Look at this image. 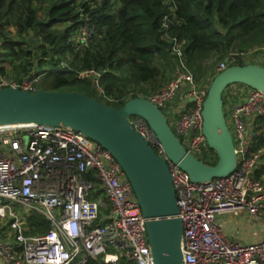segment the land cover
<instances>
[{"label": "built area", "instance_id": "obj_1", "mask_svg": "<svg viewBox=\"0 0 264 264\" xmlns=\"http://www.w3.org/2000/svg\"><path fill=\"white\" fill-rule=\"evenodd\" d=\"M91 33L83 26L81 40L87 41ZM235 55L220 62L216 72L235 61ZM239 55L248 58L250 52ZM78 77L92 78L103 93L98 86L100 73L85 71ZM37 81V76L16 82L0 75V88L32 93ZM207 89L195 83L180 63L166 86L148 99L168 123L173 122L178 140L197 158L210 157L213 151L202 133ZM222 95L236 155L233 172L222 178L190 181L166 158L143 119L131 117L130 122L167 162L182 224L183 263L264 264V240L233 243L216 224L217 216L242 211L255 216L264 208L260 202L264 201V182L261 175L255 176L264 167V143H260L264 139V92L241 84L228 86ZM31 214L43 216L47 232L26 234ZM88 258L110 264L120 260L154 264L145 219L118 162L101 145L69 127H0V264H84Z\"/></svg>", "mask_w": 264, "mask_h": 264}, {"label": "trees", "instance_id": "obj_2", "mask_svg": "<svg viewBox=\"0 0 264 264\" xmlns=\"http://www.w3.org/2000/svg\"><path fill=\"white\" fill-rule=\"evenodd\" d=\"M85 25L92 32L87 41L80 38ZM262 46L264 0H0V57L8 66H0V75L21 82L57 71L47 88L39 87V79L36 90L76 85L80 94L114 109L161 91L180 63L197 84L209 58L217 67L235 53L228 66L262 65L252 60ZM248 52L251 58L239 55ZM85 71L100 73L103 93L92 78L78 77ZM198 159L215 165L217 157L211 151ZM263 172L264 167L257 169L255 176ZM25 226L30 235L49 228L37 214L29 215ZM84 264L110 263L88 258Z\"/></svg>", "mask_w": 264, "mask_h": 264}, {"label": "water", "instance_id": "obj_3", "mask_svg": "<svg viewBox=\"0 0 264 264\" xmlns=\"http://www.w3.org/2000/svg\"><path fill=\"white\" fill-rule=\"evenodd\" d=\"M232 84L264 92V66L229 65L211 80L202 103V133L216 154L207 165L185 150L164 113L150 100L137 97L114 109L84 94L34 92L0 88V127L27 124L69 127L106 149L118 162L145 219L146 237L154 264H184L180 248L182 224L167 162L137 132L131 117L143 119L166 158L201 183L233 172L236 155L225 119L222 94ZM192 101V100H190Z\"/></svg>", "mask_w": 264, "mask_h": 264}, {"label": "crops", "instance_id": "obj_4", "mask_svg": "<svg viewBox=\"0 0 264 264\" xmlns=\"http://www.w3.org/2000/svg\"><path fill=\"white\" fill-rule=\"evenodd\" d=\"M259 60L264 64V58L260 57ZM260 177L264 182V172ZM260 202L264 204V201ZM216 224L230 242L247 245L264 240V208H260L255 216L246 211L223 214L217 216Z\"/></svg>", "mask_w": 264, "mask_h": 264}, {"label": "rangeland", "instance_id": "obj_5", "mask_svg": "<svg viewBox=\"0 0 264 264\" xmlns=\"http://www.w3.org/2000/svg\"><path fill=\"white\" fill-rule=\"evenodd\" d=\"M41 14H42V12H40V15H41ZM9 31L12 32V29H9ZM257 54H259V55H257L258 57L264 58V50H263V49L259 50V52H258ZM249 56H250V58H251V54H250ZM1 65L6 66L7 63L4 62V61L1 59V57H0V66H1ZM204 66H205V70H206V73H205V78H206V77H209L210 75L214 74V68L216 67V61L213 60V58H209V59L205 62ZM262 66H264V64H262ZM6 67H8V66H6ZM48 73H49V72H46V74L44 73V74L40 75V79H41V78H42V79H41V82H40V84H39V87L47 88V85L50 84V81H52V80H54L55 78H57L56 75H57L59 72L55 71L54 73H50V74L47 76ZM62 75H63V77H65L66 79H69L70 82H74L73 79H72V76L69 75L68 73H63ZM205 78H204L203 80H201V82H200L201 84L204 85V89H206L207 86H209V85H207V83H206V85H205ZM210 82H211V81H210ZM195 83H196V82H195ZM201 84H200V85H201ZM239 85H241V84H232V85H229V86L231 87V86H239ZM63 91L79 93V87L76 86V85L69 86V87H64V88H63ZM169 124H170V127L172 128V130H174V128H173V122L169 121Z\"/></svg>", "mask_w": 264, "mask_h": 264}, {"label": "clouds", "instance_id": "obj_6", "mask_svg": "<svg viewBox=\"0 0 264 264\" xmlns=\"http://www.w3.org/2000/svg\"><path fill=\"white\" fill-rule=\"evenodd\" d=\"M37 77H38V81H39V79H40V75H39V76H37ZM38 81H37V82H38Z\"/></svg>", "mask_w": 264, "mask_h": 264}, {"label": "bare ground", "instance_id": "obj_7", "mask_svg": "<svg viewBox=\"0 0 264 264\" xmlns=\"http://www.w3.org/2000/svg\"><path fill=\"white\" fill-rule=\"evenodd\" d=\"M5 127H10V126H5ZM12 127V126H11Z\"/></svg>", "mask_w": 264, "mask_h": 264}]
</instances>
